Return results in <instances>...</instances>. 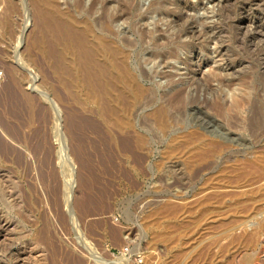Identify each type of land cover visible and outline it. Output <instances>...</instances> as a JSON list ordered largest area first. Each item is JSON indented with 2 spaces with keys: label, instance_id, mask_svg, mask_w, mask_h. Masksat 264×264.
<instances>
[{
  "label": "rangeland",
  "instance_id": "obj_1",
  "mask_svg": "<svg viewBox=\"0 0 264 264\" xmlns=\"http://www.w3.org/2000/svg\"><path fill=\"white\" fill-rule=\"evenodd\" d=\"M0 1V264H264V3L56 0L114 44L107 89Z\"/></svg>",
  "mask_w": 264,
  "mask_h": 264
},
{
  "label": "bare ground",
  "instance_id": "obj_2",
  "mask_svg": "<svg viewBox=\"0 0 264 264\" xmlns=\"http://www.w3.org/2000/svg\"><path fill=\"white\" fill-rule=\"evenodd\" d=\"M30 1H34L37 5L36 19L39 24L38 33H40L38 42H46L51 61L58 69L62 67L61 74L59 75L62 76V84L79 85L84 83V81L92 84L95 81L108 89L112 82H120L122 84L133 83L125 66L116 63L113 58V55L116 56L117 54L114 44L91 33L89 25L84 22L83 18L74 17L68 9H63L56 0ZM253 1L255 4L264 3V0H252L251 2ZM4 27L5 21L0 14V35ZM100 52L102 55L104 53H108L109 55L106 58L100 59ZM95 56L99 59L96 60ZM10 79L20 91V97L25 104V109H29L30 97L27 92L20 89L21 79L12 68L10 69ZM100 89L105 92L104 89ZM105 110L107 114H113L111 107L107 106ZM194 119L200 125L202 124L204 129L213 132L214 126L209 124V122H204L199 116H195ZM96 128L98 129V126ZM18 137L20 138V135ZM141 140V137H138V141ZM246 209L243 210L246 211ZM8 227V222L0 220V235L4 234V231ZM92 256L95 258L94 260L97 264L103 263L97 255L92 254ZM83 262L85 263V261Z\"/></svg>",
  "mask_w": 264,
  "mask_h": 264
},
{
  "label": "built area",
  "instance_id": "obj_3",
  "mask_svg": "<svg viewBox=\"0 0 264 264\" xmlns=\"http://www.w3.org/2000/svg\"><path fill=\"white\" fill-rule=\"evenodd\" d=\"M4 77H5V73H4V69H3V67L1 66V64H0V85L3 83V81H4ZM141 261V260H140ZM139 261V262H140Z\"/></svg>",
  "mask_w": 264,
  "mask_h": 264
}]
</instances>
